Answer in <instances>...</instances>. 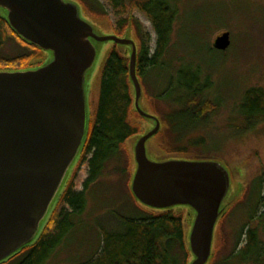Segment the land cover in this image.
I'll use <instances>...</instances> for the list:
<instances>
[{"label": "water", "instance_id": "95a60500", "mask_svg": "<svg viewBox=\"0 0 264 264\" xmlns=\"http://www.w3.org/2000/svg\"><path fill=\"white\" fill-rule=\"evenodd\" d=\"M0 11L23 39L49 54L36 68L0 70V262L36 239L62 191L87 137V76L98 44L112 41L129 47L134 106L153 123L134 141L130 191L151 209L189 208V264H209L218 222L240 192L229 194L231 175L220 160L148 157L147 142L161 121L142 106L131 26L123 36L102 33L74 0H0ZM230 45L229 32L213 44L221 51Z\"/></svg>", "mask_w": 264, "mask_h": 264}, {"label": "rangeland", "instance_id": "374dc122", "mask_svg": "<svg viewBox=\"0 0 264 264\" xmlns=\"http://www.w3.org/2000/svg\"><path fill=\"white\" fill-rule=\"evenodd\" d=\"M86 1L92 5L91 0ZM97 2L104 8L106 16L87 15L81 7L82 16L85 15L84 17L100 32L116 34L114 28L121 16L116 13L109 0ZM171 2L177 14L168 48L160 59L162 66L156 69L145 68L144 77L139 79L144 92L142 106L151 114L156 115L154 107L163 113L156 115L161 121V127L162 124L165 125V117L176 118L173 119L168 134H163L164 128L147 142L148 157L152 161H162L168 158L196 159L195 155H203L223 162L231 175L229 194H240L217 226V239L225 246L220 244L222 249L217 253L214 264H264V120L259 123L250 122L242 110L245 94L249 90L264 91V0ZM132 15L141 25L142 33L150 34L149 47L150 53H153L158 36L152 22L138 9L133 10ZM224 32H229L231 45L224 51L217 50L213 46L214 41ZM136 34L135 29L131 30L138 50L140 43ZM114 44L112 41L98 44L96 63L87 76L88 103L89 95L92 100L98 90L102 66ZM118 47L130 52L128 46ZM25 52L29 50L19 46L12 39L6 41L2 47V54L8 57ZM47 56L44 63L49 58L48 53ZM41 62L32 59L29 65L36 66ZM182 69L198 72L200 84H209L204 88L201 100L213 105L205 121L188 133L185 131L184 121L181 122L182 116L174 115L177 110H182L189 100L185 90L176 83ZM138 121L142 124L141 131L122 146L124 154L132 164V174L135 170L134 141L137 136L143 135L153 127V123L142 116ZM188 144L191 153L168 152L172 145L178 147ZM118 160L108 161L96 181L89 186L84 211L76 216L74 228L45 264L83 262L84 258L90 257L98 250L99 243L103 240V235L99 236L97 233L99 228L107 226L109 230L118 229L119 227L115 226V223L119 224L117 217H132L143 207L135 201L130 191L132 174L129 175V166L124 163L120 152ZM78 163L69 173L75 174L76 190L83 188V180L88 177L89 172L87 164ZM179 211L184 212L185 224L189 231L193 214L189 208H180ZM91 224L94 235L91 232ZM243 229L245 232L247 229L255 230L263 245L261 250H255L252 259L248 260L236 255L230 256L232 253L237 254L245 245L246 236L241 233ZM239 236L240 242L236 247ZM259 257L261 261L255 260Z\"/></svg>", "mask_w": 264, "mask_h": 264}, {"label": "trees", "instance_id": "16d2710c", "mask_svg": "<svg viewBox=\"0 0 264 264\" xmlns=\"http://www.w3.org/2000/svg\"><path fill=\"white\" fill-rule=\"evenodd\" d=\"M76 1L80 3L87 15L106 16L104 8L97 0H91L92 5L86 0ZM109 1L116 13L121 16L114 28L115 33L123 36L130 26L137 33L140 43L137 50V74L139 78H143L145 68L156 69L162 66L160 59L168 48L177 11L171 0ZM135 9L148 16L157 32V45L153 53H150L149 47L150 34L142 33L141 25L132 15ZM11 39L29 52L12 57L3 55L2 47ZM127 53L117 44L110 48L102 66L98 90L92 100L89 95L88 132L82 151L77 158V162L87 164L89 171L88 177L83 180V189L76 190L75 174L74 172L70 174L36 239L0 264H45L74 228L76 216L84 211L89 186L96 181L108 161H119L118 152L123 155L127 167L129 166V175L132 174L130 171L132 164L129 157L124 154L122 146L141 131L142 124L140 125L138 121L141 115L134 106V91L129 69L130 52ZM47 57V52L23 39L0 11V70L36 68L44 63ZM32 59L42 62L36 66H30ZM177 79L176 83L185 90L189 100L187 105L182 110H177L174 115L182 116L181 122L184 121L185 131L188 133L189 130L202 124L206 115L213 109L211 102L201 100L204 88L209 84L201 85L199 73L188 69L180 70ZM242 110L250 122L259 123L264 120V91L249 90L245 94ZM153 111L156 115H163L157 107H154ZM173 119L165 117V125L162 124L159 132L165 128L163 134H168ZM189 146V144L178 147L172 145L168 152L169 154L191 153ZM195 157L211 159L203 155H195ZM180 208L186 209V207H175L169 210H156L143 206L132 217L116 216L119 224L115 223V226L119 228L110 230L106 228L107 226L99 228L100 231L98 230L97 233L99 236L103 235V240L100 241L98 250L79 264H189L193 256L187 244L188 231L184 212L179 211ZM90 228L92 232L94 229L92 224ZM244 232L243 229L241 233L246 236L245 245L237 254L232 253L230 256L236 255L243 260H248L252 259L255 250H261L263 245L255 230L247 229ZM92 234L94 235V232ZM216 234L217 227L213 256L209 264H214L217 253L222 249L220 244L223 243L219 242ZM240 236L236 247L240 242ZM255 260L261 261L260 257Z\"/></svg>", "mask_w": 264, "mask_h": 264}, {"label": "flooded vegetation", "instance_id": "af4514ba", "mask_svg": "<svg viewBox=\"0 0 264 264\" xmlns=\"http://www.w3.org/2000/svg\"><path fill=\"white\" fill-rule=\"evenodd\" d=\"M76 164H77V160H76L75 164L73 165V167H74V166L76 167ZM73 167H72V169H73ZM82 189H83V188H82ZM82 189H80V190H82Z\"/></svg>", "mask_w": 264, "mask_h": 264}]
</instances>
